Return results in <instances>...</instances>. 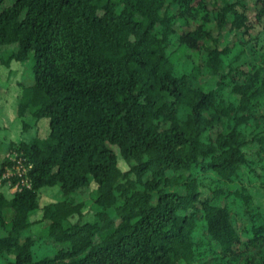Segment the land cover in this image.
<instances>
[{"label":"trees","instance_id":"16d2710c","mask_svg":"<svg viewBox=\"0 0 264 264\" xmlns=\"http://www.w3.org/2000/svg\"><path fill=\"white\" fill-rule=\"evenodd\" d=\"M10 61L34 73L17 115L49 131L0 162L5 264H264V0H0ZM14 151L30 187L1 179Z\"/></svg>","mask_w":264,"mask_h":264},{"label":"rangeland","instance_id":"374dc122","mask_svg":"<svg viewBox=\"0 0 264 264\" xmlns=\"http://www.w3.org/2000/svg\"><path fill=\"white\" fill-rule=\"evenodd\" d=\"M248 17L252 18L254 12L249 10ZM205 13L201 12L199 19L190 22L189 25L177 28V30H190L192 26L204 21ZM207 27L214 35L218 34V28L215 24L207 22ZM255 32H251L250 37H254ZM248 55V54H247ZM199 53L196 50L180 48L172 55V58H187L194 63H198ZM34 82V73L32 62H16L0 63V162L3 158L10 154L8 146L11 141L26 140L34 136H45L49 131L48 119H34L31 114L24 117L17 115L18 95L22 86L31 85ZM26 123V125H24ZM59 191L57 188H44L43 196L40 199V206L50 199H57ZM91 198V195L88 196ZM11 211L5 210V217L11 216ZM41 217L40 208L31 213L30 221L39 220ZM48 222L39 221L31 226L33 237H38L32 248L34 251V259H38L45 254L53 253L55 243L49 241L47 236ZM6 258L0 259V264H5Z\"/></svg>","mask_w":264,"mask_h":264},{"label":"built area","instance_id":"2783aa9c","mask_svg":"<svg viewBox=\"0 0 264 264\" xmlns=\"http://www.w3.org/2000/svg\"><path fill=\"white\" fill-rule=\"evenodd\" d=\"M31 163L22 155L16 151L8 158V164L5 166L1 179L15 178L16 186L30 187L29 171ZM14 187V188H15Z\"/></svg>","mask_w":264,"mask_h":264}]
</instances>
